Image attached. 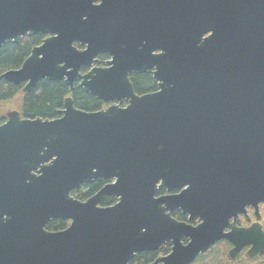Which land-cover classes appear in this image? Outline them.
Returning a JSON list of instances; mask_svg holds the SVG:
<instances>
[{
    "label": "water",
    "instance_id": "obj_1",
    "mask_svg": "<svg viewBox=\"0 0 264 264\" xmlns=\"http://www.w3.org/2000/svg\"><path fill=\"white\" fill-rule=\"evenodd\" d=\"M94 1L0 0V47L49 36L0 80L23 93L41 80L71 93L78 81L111 103L85 112L69 96L51 120L6 112L0 264H129L167 241L155 263L192 264L223 240L230 260L248 246L249 258L264 255V231L236 227L264 204V0L150 1L136 8L149 14L145 33L132 34L114 26L133 14L129 0ZM100 53L110 60L93 67ZM149 70L157 89L138 95L129 74ZM94 180L114 181L84 202L71 196ZM107 196L117 202L101 208ZM176 209L198 225L173 220ZM53 219L71 223L46 230Z\"/></svg>",
    "mask_w": 264,
    "mask_h": 264
},
{
    "label": "trees",
    "instance_id": "obj_2",
    "mask_svg": "<svg viewBox=\"0 0 264 264\" xmlns=\"http://www.w3.org/2000/svg\"><path fill=\"white\" fill-rule=\"evenodd\" d=\"M40 41V40H39ZM36 37H23L18 44L7 42L0 47V75L12 69L20 67L24 59L29 55L30 50L34 44H37ZM134 91L137 94L151 93L156 91V83L152 80L149 74L142 76H133L131 79ZM71 96L74 106L85 112H94L100 110L103 104L96 100L91 95L85 93L81 88L75 85L72 93H69L68 88L62 82H48L40 81L36 88L28 93H22L21 87L14 86L4 80H0V105L2 103L11 102L19 97V103L16 110L21 117L34 119H55L59 117L58 111L62 109L63 101L66 97ZM4 117L0 115V124L3 123ZM99 181H94L86 184L79 197H88L98 187ZM46 230L58 231L64 228V222L59 220H52L46 225ZM151 261V254L142 252L136 254L131 260L130 264H149ZM202 264V260L200 263ZM205 264H213L205 260ZM219 264V263H215ZM222 264H229L223 259Z\"/></svg>",
    "mask_w": 264,
    "mask_h": 264
},
{
    "label": "flooded vegetation",
    "instance_id": "obj_3",
    "mask_svg": "<svg viewBox=\"0 0 264 264\" xmlns=\"http://www.w3.org/2000/svg\"><path fill=\"white\" fill-rule=\"evenodd\" d=\"M150 1H152L153 3H157V2H161L162 0H137L136 3H135V0H129L126 3L125 14L128 13V10L129 11L133 10V14L130 15L127 18V20H123L121 18H117L115 20V22H114L115 30L118 33H121V34H124V33L132 34V33H140V32L141 33H145L146 27H147V23H148V20H149V14H147L145 12H142L140 10H137L136 8H141V7H143L145 5V3L150 2ZM131 2L133 3V5H132V7L128 8V5ZM93 4L95 6H98V5L101 4V0H96V1L93 2ZM117 6H118V3H117ZM116 16L119 17V15H117V14H116ZM25 36L26 37L35 36L36 37V42L40 40L37 44H34L32 46V48H34L36 46H39L44 39L49 37L48 35H33V36L25 35ZM22 39H23V37H22ZM22 39H21V41H22ZM74 46L76 48H78L79 50H83L84 49V47H82V46H80L79 44H76V43L74 44ZM158 52H153V54H156V53L158 54ZM96 60H97V62L93 65V67L104 68L106 66L105 63L108 60H110V57L106 53H100V54H98ZM86 71H87L86 69H82L81 73H85ZM146 74H149L151 76L152 80L156 83V81L153 79L152 71L149 70V71L144 72V73H135V72H133V73L129 74V81L131 82L132 86H133V83H132L131 79H132L133 76H142V75H146ZM48 82H50V81H48ZM60 82H62L64 84V81H60ZM78 84H79L78 81H76L74 83V87H75V85L78 86ZM17 86H19V85H17ZM23 86H24V84H20L21 91H22V87ZM138 95H141V94H138ZM101 103L103 104V107L101 109L106 108V107L111 105V103H103V102H101ZM125 106H126V103L123 101L120 104V107H125ZM94 181H99L98 182L99 187L93 193H91L88 197H81V196L79 197L80 193H82V191L85 188H87L85 185L86 184H90V183H92ZM94 181H92L90 183L82 184L77 189H75V190H73L71 192V196L74 199L78 200V201L84 202L88 198H90L93 195H95L106 184L112 183L114 180H112V181L94 180ZM184 188L185 187H183L181 189H172L171 191H167L166 189H159V190H157V192L155 194V197L157 198V197H162V196H167V195H176V194H179ZM116 202L117 201H116L115 198L107 196V197L103 198L100 207L101 208L112 207V206H114L116 204ZM170 217L173 220H175L176 222H178V223H184V224L190 225L192 227H196L198 225V222L196 220H190L189 216L187 214H184L180 209H176V210L170 212ZM53 220H59V221L64 222V228L62 230H65L66 228H68V226L71 223V221L69 219H53ZM233 220H234L233 217L230 218L229 223H232ZM251 226H258L264 231V204L263 203H259L256 208H254L252 206H246L244 208L243 213L242 214H238L237 222H236V227L237 228H249ZM62 230H58V231H62ZM181 243H182V245H187L188 238L187 237H182L181 238ZM231 248H232L231 245L227 241L223 240V241L217 243L210 251L199 255L192 264H198L199 261H201L203 258H205L209 254L214 253V252H218V253L222 254L223 255L222 258L225 259L229 264H235L241 258L244 259V260L255 261V262L256 261L260 262L264 258V255H260L259 253L256 254L255 256H253L252 258H249L247 256V252L250 249V246H248V247H244L243 249H241L239 251V253L237 254V256L233 260H230V259H228L227 253L231 250ZM145 252H148V253L151 254V261H150L149 264H162V263H155V262H156L157 259L162 258V257H166L172 252V242L171 241H167L160 248H158L156 250L145 251ZM130 262H129V264H130Z\"/></svg>",
    "mask_w": 264,
    "mask_h": 264
},
{
    "label": "rangeland",
    "instance_id": "obj_4",
    "mask_svg": "<svg viewBox=\"0 0 264 264\" xmlns=\"http://www.w3.org/2000/svg\"><path fill=\"white\" fill-rule=\"evenodd\" d=\"M19 103V97L12 100L11 102H7V103H2L0 105V115H5L7 111L9 110H16V106ZM222 254L218 253V252H214L209 254L208 256H206L205 258L202 259V264H205V260L206 261H210L213 264L215 263H219L222 264L223 262V258H222ZM200 263V261L198 262ZM235 264H264V258L262 261H249V260H244V259H239L238 262H236Z\"/></svg>",
    "mask_w": 264,
    "mask_h": 264
}]
</instances>
